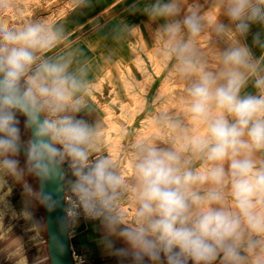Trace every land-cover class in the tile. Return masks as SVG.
Wrapping results in <instances>:
<instances>
[{
	"label": "clouds",
	"instance_id": "9594fccd",
	"mask_svg": "<svg viewBox=\"0 0 264 264\" xmlns=\"http://www.w3.org/2000/svg\"><path fill=\"white\" fill-rule=\"evenodd\" d=\"M122 3L109 35L148 26L179 90L148 104L149 134L127 130L119 159L94 116L91 62L65 25L0 15V189L22 188L26 220L38 204L63 209L65 232L99 222L109 255L129 264H264V0ZM4 212L16 213L6 199Z\"/></svg>",
	"mask_w": 264,
	"mask_h": 264
},
{
	"label": "crops",
	"instance_id": "0c3cea01",
	"mask_svg": "<svg viewBox=\"0 0 264 264\" xmlns=\"http://www.w3.org/2000/svg\"><path fill=\"white\" fill-rule=\"evenodd\" d=\"M127 2L131 3L132 0ZM126 15L122 0H92L90 7L80 9L73 5L54 21L65 25L70 39L83 49L84 55L91 62L90 78L93 80L91 101L96 109L94 116L101 122L104 120L102 109L109 104H106L103 98L106 82L99 84L97 80L107 77L108 73L104 71L108 67L120 66L123 61L127 64L133 56L129 47L130 37L133 34L119 42L114 41L109 35L111 26ZM127 18L137 24L146 19L140 14L128 15ZM256 30L254 27L253 32ZM248 42L251 43V36ZM109 57L111 61L105 63ZM103 126L105 133L107 126ZM21 163H23L22 158ZM29 182L34 185L36 183L31 178ZM9 186L11 188L9 195H7L8 189H0V202L6 199L17 214L7 212L0 214V264H34L37 258H46L45 264H51L43 206L33 204L31 208L33 220H26L19 214L24 207L22 188L11 183ZM33 222L41 225L40 231L33 229ZM73 230L76 232L73 245L98 264H129L128 261H121L109 255L101 242L103 230L99 222L80 219ZM115 246L124 245L122 241H116Z\"/></svg>",
	"mask_w": 264,
	"mask_h": 264
},
{
	"label": "rangeland",
	"instance_id": "374dc122",
	"mask_svg": "<svg viewBox=\"0 0 264 264\" xmlns=\"http://www.w3.org/2000/svg\"><path fill=\"white\" fill-rule=\"evenodd\" d=\"M73 5V0H9V7L0 9V15L7 17L13 24L34 18L54 22ZM129 47L133 56L128 63L123 61L120 66L108 67L104 71L108 73L107 77L97 80L99 84L106 82L103 98L109 104L101 112L104 118L102 124L107 126L104 147L116 159L122 155L127 130L133 129L137 134L143 132L142 126L147 125L149 118L148 104L151 103L154 110L160 102L170 99L179 90V85L172 82L156 55L157 45L148 26H142L133 33ZM158 68L160 73L157 72ZM159 90L163 92L157 99ZM134 98L146 101L141 111L140 101ZM123 163L127 164L126 159Z\"/></svg>",
	"mask_w": 264,
	"mask_h": 264
},
{
	"label": "water",
	"instance_id": "95a60500",
	"mask_svg": "<svg viewBox=\"0 0 264 264\" xmlns=\"http://www.w3.org/2000/svg\"><path fill=\"white\" fill-rule=\"evenodd\" d=\"M46 190L54 196L57 194L55 184L47 185ZM43 209L51 264H74L69 231L65 232L61 230L59 224L60 217L64 215L63 209L59 206L52 211H49L45 207Z\"/></svg>",
	"mask_w": 264,
	"mask_h": 264
},
{
	"label": "built area",
	"instance_id": "2783aa9c",
	"mask_svg": "<svg viewBox=\"0 0 264 264\" xmlns=\"http://www.w3.org/2000/svg\"><path fill=\"white\" fill-rule=\"evenodd\" d=\"M81 219L86 220L83 217ZM75 236L76 232L73 229L69 230V238L71 241V253L74 264H80L81 260L83 261V264H98L95 260L89 258L84 251L79 248H76L73 245L72 241Z\"/></svg>",
	"mask_w": 264,
	"mask_h": 264
},
{
	"label": "bare ground",
	"instance_id": "6f19581e",
	"mask_svg": "<svg viewBox=\"0 0 264 264\" xmlns=\"http://www.w3.org/2000/svg\"><path fill=\"white\" fill-rule=\"evenodd\" d=\"M159 68H160V67H159ZM159 68L157 69V72H158V73H160ZM162 92H163V90H159V91H158L157 99L160 98ZM134 99L137 100L138 98H134ZM138 100H139V99H138ZM139 101H140V104L142 105V106L140 107V109H139V111H141V110L144 108L146 101H141V100H139ZM108 113H109V112H108ZM134 118H135V116L132 117L131 121H133ZM142 131H143V132H142L140 135H147V134H149V131H150V130H149V127H148V123H147V125H143V126H142Z\"/></svg>",
	"mask_w": 264,
	"mask_h": 264
}]
</instances>
